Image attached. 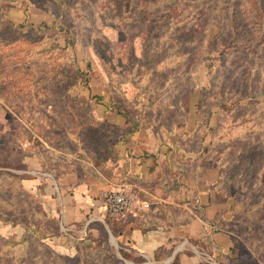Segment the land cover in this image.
I'll return each mask as SVG.
<instances>
[{
	"label": "rangeland",
	"instance_id": "obj_1",
	"mask_svg": "<svg viewBox=\"0 0 264 264\" xmlns=\"http://www.w3.org/2000/svg\"><path fill=\"white\" fill-rule=\"evenodd\" d=\"M133 127L179 166L201 149L224 199L207 228L172 207L154 260L114 234L112 187L94 220L59 204L56 178L105 181ZM0 264H264V0H0Z\"/></svg>",
	"mask_w": 264,
	"mask_h": 264
},
{
	"label": "crops",
	"instance_id": "obj_2",
	"mask_svg": "<svg viewBox=\"0 0 264 264\" xmlns=\"http://www.w3.org/2000/svg\"><path fill=\"white\" fill-rule=\"evenodd\" d=\"M117 119L118 117L111 118L112 123H115L113 120ZM113 125L125 126L122 122H116ZM148 138L149 135L143 129L130 128L119 134L118 138L111 143L110 151L113 153L115 151L117 155L113 159L114 165L108 161L113 165V169L111 177L105 181L98 176L99 179L96 177L88 178L89 180H75L64 185V182L59 181L66 177H60V175L56 181L59 183L57 188L60 198L64 199L59 202L63 221L70 226L79 223L87 214L89 220H94L96 213L102 211L99 187L110 186L113 189L120 183H126L138 189L143 196L141 198L150 202L151 209L146 212L131 213L123 221L124 229L117 239L145 259L154 260L157 250L167 249L169 250L167 254L171 252V244L168 242L171 231L164 227L178 217L172 218V207L179 205L183 211L188 210L193 214L197 211L196 208H200L203 212L200 219L204 221V228H207L214 221L220 205L224 204L222 201L224 199L221 200L212 187L218 173L203 156L199 157L201 149L198 153L182 150L184 155L179 157L183 161L185 157L191 160L189 164L179 166L178 161L171 155V152L177 151L178 146L171 144L175 149L170 151L167 149L171 138L164 143L161 139L159 148L153 151H148L145 146ZM67 190L69 196L66 199L64 192ZM193 198L196 201H190ZM179 201L182 203L180 204ZM200 219L197 216L192 218L188 225L189 231L194 222ZM210 239L213 240L215 248L223 246L224 236L220 231L214 232Z\"/></svg>",
	"mask_w": 264,
	"mask_h": 264
},
{
	"label": "built area",
	"instance_id": "obj_3",
	"mask_svg": "<svg viewBox=\"0 0 264 264\" xmlns=\"http://www.w3.org/2000/svg\"><path fill=\"white\" fill-rule=\"evenodd\" d=\"M102 203L104 211L118 219H127L131 213L145 212L150 207V202L142 199L138 191L126 183L104 192Z\"/></svg>",
	"mask_w": 264,
	"mask_h": 264
},
{
	"label": "trees",
	"instance_id": "obj_4",
	"mask_svg": "<svg viewBox=\"0 0 264 264\" xmlns=\"http://www.w3.org/2000/svg\"><path fill=\"white\" fill-rule=\"evenodd\" d=\"M236 9H237V11H239V8L236 7ZM237 11L234 10V13L237 14ZM66 74H69V72H68V71H65L64 74H63V77H65ZM132 129H136V127H133ZM192 200L196 201V199H194V198L191 199L190 201H192ZM196 209H200V208H196ZM116 219H118V218H116ZM120 220H121V219H119V221H120ZM121 221H123V220H121ZM121 232H122V229H119V230H118L116 233H114V234H115L116 236H118ZM176 259H177V261H178V256H175L173 261H176Z\"/></svg>",
	"mask_w": 264,
	"mask_h": 264
}]
</instances>
